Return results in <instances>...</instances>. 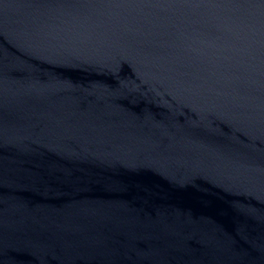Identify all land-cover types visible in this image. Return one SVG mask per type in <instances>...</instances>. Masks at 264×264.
<instances>
[{
    "label": "water",
    "instance_id": "1",
    "mask_svg": "<svg viewBox=\"0 0 264 264\" xmlns=\"http://www.w3.org/2000/svg\"><path fill=\"white\" fill-rule=\"evenodd\" d=\"M0 264H264V0H0Z\"/></svg>",
    "mask_w": 264,
    "mask_h": 264
}]
</instances>
